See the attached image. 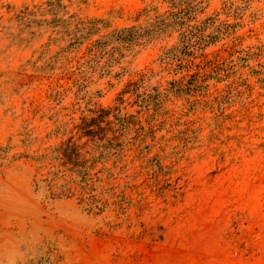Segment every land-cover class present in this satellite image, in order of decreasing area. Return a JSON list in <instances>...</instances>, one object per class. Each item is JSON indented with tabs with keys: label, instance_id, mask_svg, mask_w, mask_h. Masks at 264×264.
<instances>
[{
	"label": "rangeland",
	"instance_id": "obj_1",
	"mask_svg": "<svg viewBox=\"0 0 264 264\" xmlns=\"http://www.w3.org/2000/svg\"><path fill=\"white\" fill-rule=\"evenodd\" d=\"M0 264H264V0H0Z\"/></svg>",
	"mask_w": 264,
	"mask_h": 264
}]
</instances>
